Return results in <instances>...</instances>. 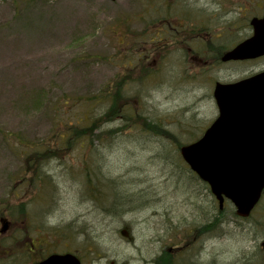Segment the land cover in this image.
Listing matches in <instances>:
<instances>
[{
  "label": "rangeland",
  "instance_id": "1",
  "mask_svg": "<svg viewBox=\"0 0 264 264\" xmlns=\"http://www.w3.org/2000/svg\"><path fill=\"white\" fill-rule=\"evenodd\" d=\"M236 1L197 0L189 8H207L203 10L213 14V19L201 10L190 15L213 36L228 30L223 22L244 23L234 35L215 39L217 46L230 48L245 39L250 35L248 21L264 15V0ZM142 14L141 0H0V218L7 223L0 232V264H28L20 261L28 258L21 253H27L30 243L37 247L51 241L43 248L46 254L59 250L62 235L82 264H143L141 258L154 259L164 249L168 253L180 238L190 240L207 221L208 233L199 231L192 247L175 254H182L175 264H264V230L259 225L264 201L247 220L237 218L228 203L219 211L177 150L178 144L201 137L217 116L214 83L263 71L264 57L213 64L193 48L173 44L140 59L147 48L137 49V43L122 38V20L135 37L143 29L138 20ZM142 68L153 73L138 81ZM126 75L131 80L127 96L139 100L132 108L147 121H159L167 133L135 127L112 140V133L96 128L82 147L51 152L41 172L53 182L46 189L36 193L35 186L19 183L26 160L39 149L25 144L50 143L51 134L63 130L55 120H71L70 114L77 115L82 106L86 116L98 118L104 108L94 109L90 98ZM67 98L83 104L54 117L52 104ZM94 175L101 183L93 193L96 201L86 198L89 190L84 185L86 177ZM22 203L26 217L11 213ZM110 207L113 216L106 212ZM33 226L36 233L25 238L21 232ZM56 227L61 233L51 234ZM157 236L163 237L162 243L150 241ZM6 256L13 260L8 263Z\"/></svg>",
  "mask_w": 264,
  "mask_h": 264
},
{
  "label": "water",
  "instance_id": "2",
  "mask_svg": "<svg viewBox=\"0 0 264 264\" xmlns=\"http://www.w3.org/2000/svg\"><path fill=\"white\" fill-rule=\"evenodd\" d=\"M249 24L251 36L226 51L222 62L264 56V16L252 18ZM212 97L216 118L201 138L180 148V155L208 185L219 209L226 199L236 216L247 218L264 191V71L231 83L216 82ZM36 264L80 262L72 254H55Z\"/></svg>",
  "mask_w": 264,
  "mask_h": 264
},
{
  "label": "trees",
  "instance_id": "3",
  "mask_svg": "<svg viewBox=\"0 0 264 264\" xmlns=\"http://www.w3.org/2000/svg\"><path fill=\"white\" fill-rule=\"evenodd\" d=\"M141 2L143 4V14L140 15L138 20L142 22L143 29L137 34V36H131V29L128 22L126 20H122L123 23H125L122 38L125 40H132L133 43H137V49L145 50L147 48V52L141 54L140 59H147L145 57H148L151 52L161 49L162 46L164 48L173 44H185V46L194 49V54L199 56L201 53L203 58L208 56L205 59L210 60L213 64L221 63V54L228 48L223 45H215L214 43L216 40L213 39L209 33H206L207 26L199 25L196 21L190 20L188 16L189 12L183 8L178 10L175 7L174 0H141ZM195 8V10H200L197 7ZM146 18L148 20H146ZM175 18H178L179 20L180 18H183V20H186V23H172L171 21L175 20ZM149 24H153L152 26H155L153 27L154 29H150ZM176 25H180V28H177ZM241 25L242 27H245L244 23H241L240 21L239 24H237V22H233V24L230 22L228 24L227 22L222 23V27L226 26L225 31L228 29L226 32L231 35H234L232 32L235 30L240 31ZM247 27H249L248 24ZM152 33L155 34L153 35ZM146 43L147 46L143 48ZM128 52H133V48H129ZM131 57H133V54H131ZM141 70H138V73L141 71V75L139 76V79H137L138 81L143 80L145 77L153 73L150 69L147 71L142 68ZM125 77L126 79H122L120 81H112V83H109L110 85L106 84L99 94H96L90 98L91 101H89V105H92L94 109L102 110V108H104L102 114L99 115L98 118L93 116L90 118L89 116H86V114L83 112L82 106L80 112L77 113V115L74 116L73 114H70L71 120H63L60 118V116L57 118V120H55L58 121L61 129L63 130L54 131L48 138V140H51L50 143L48 141L47 143L40 142L38 144H34L31 142L29 144H25L26 146H32V148L34 146H38L39 151L33 150L35 152L30 154V156H33L34 160H32L30 156L26 160V168L21 170V175L23 176L18 182L22 184L26 181V183L28 182L29 185H32L31 187L27 186V188H32L35 186L36 193L40 191V189H46V187L53 182L51 181V176L47 174L45 176L41 172L43 171L47 161L51 160V158L48 159L51 152L60 154L61 151H68V148L73 146L82 147L84 141H87L89 138V136H86L88 132L93 131L96 128L101 131L104 130L105 132L112 133V135L108 136L112 140L114 137L119 136L121 131H126L135 127H138L140 131H154L155 133H160L161 131L166 132L162 128L163 124H161L159 121H147L145 117L132 108V105L134 107V103L136 102L138 104L139 100L137 97L127 96V89L125 87L127 85V80H129L128 83L131 82V80L127 78L128 75ZM57 101L59 103L56 102L54 105L52 104L54 109V117L58 116L59 114L66 115L67 113H73L76 108H79V103L83 104L81 100L70 98L65 100L58 99ZM115 122H118L119 125H116L113 128H107L110 124H114ZM97 139H101L99 138V135L97 136ZM178 146H180V144H178ZM35 160H39L40 162L36 165H33V161ZM41 162L42 166L40 167ZM96 179L97 178L95 175L93 178L86 177V186L89 190V196H86V198H90L89 200H91V198L93 200L95 199V201L98 199V197L95 198L93 195V193L97 192L98 190L97 186L92 181L95 180L97 182ZM117 182H119V180ZM129 196L132 198V193H130ZM262 201H264V193L259 205ZM113 210L114 209L110 207L106 209V212L112 214L113 216ZM11 211V213L14 215H22L23 217H26V206L24 203L19 204L15 208V211L12 209ZM124 211H121L118 216L124 215ZM259 225H262L263 227L261 229L264 230V218ZM34 228L35 226H33L30 231L24 228L22 235L29 237V233L31 234ZM6 240L9 243V240ZM6 259L8 263L9 261L11 262V260H13V258L9 256H6ZM168 259L169 255L166 253L167 263Z\"/></svg>",
  "mask_w": 264,
  "mask_h": 264
},
{
  "label": "flooded vegetation",
  "instance_id": "4",
  "mask_svg": "<svg viewBox=\"0 0 264 264\" xmlns=\"http://www.w3.org/2000/svg\"><path fill=\"white\" fill-rule=\"evenodd\" d=\"M195 1H197V0H174V4H175V7L183 6V9H187V8H192V6L195 4L193 2H195ZM233 1L234 0H229V2H232V3H233ZM238 2H239V0L236 1V3H238ZM203 9H205V8H203ZM175 20H176V23H177V18ZM179 22L181 23L180 20H179ZM185 22H186V20H183V23H185ZM208 224H209V222L207 221L206 222V226ZM200 231H201V233L202 232L208 233V229H206V227L200 228ZM123 233L124 232H121L120 234L122 236H124L125 233L124 234ZM197 233H200L199 230H197V232L194 234V236L190 240L184 239V238H180L178 240V243L176 244L177 246L174 247V248L176 250H179L182 247L183 248L185 247L186 249L192 247V245L194 243H196L197 240H198V234ZM154 240H156V242H161L162 243L163 237L162 236H157V237H153V238L150 239L151 242H153ZM127 241L129 243L132 242V240L129 239V238H127ZM49 244H50V242H45V243L44 242H41V243L39 242L38 245H37V247H35V246L33 247V245L30 243L31 248L29 247V249H24V251L27 252V253H24V252L21 253L20 252L22 255H25L26 254V256L28 258H26V259L21 258V261L20 262H29L28 264H35V263L44 261L48 256H50L52 254H61L62 255V254L70 253L69 248H67V244L65 242L64 235H62V237H61V244H62L63 248H61L59 250H56V251H52V252L46 254V253L43 252V248H45ZM174 248H170V251L169 252L172 253V250ZM32 251H33V254L35 255V258H31V252ZM165 251H166V249H164L161 252L159 251L158 252V255L154 259L153 258H141L139 261L140 262H143V264H175V262H173V255H170V253H169V259H168V263H167ZM43 253L45 255H43ZM71 253H73L78 258L79 262L82 264V261L77 256V254H75L74 252H71ZM19 259H17L16 262ZM130 261L131 260H125V262H130ZM110 262H114V261L113 260H110Z\"/></svg>",
  "mask_w": 264,
  "mask_h": 264
}]
</instances>
